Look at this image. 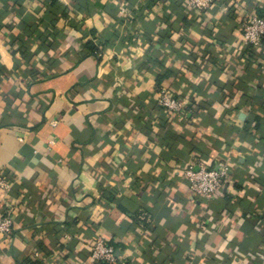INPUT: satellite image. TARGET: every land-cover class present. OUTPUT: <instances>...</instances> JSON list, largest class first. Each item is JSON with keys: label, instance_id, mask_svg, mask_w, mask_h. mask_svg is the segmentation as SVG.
<instances>
[{"label": "crops", "instance_id": "obj_1", "mask_svg": "<svg viewBox=\"0 0 264 264\" xmlns=\"http://www.w3.org/2000/svg\"><path fill=\"white\" fill-rule=\"evenodd\" d=\"M264 0H0V264H264ZM99 52L92 53L86 43ZM167 90L182 120L157 105ZM198 161L231 191L194 198Z\"/></svg>", "mask_w": 264, "mask_h": 264}, {"label": "built area", "instance_id": "obj_2", "mask_svg": "<svg viewBox=\"0 0 264 264\" xmlns=\"http://www.w3.org/2000/svg\"><path fill=\"white\" fill-rule=\"evenodd\" d=\"M188 7L193 11L207 10L212 0H186ZM264 41V17L257 13L246 15L242 23V42L252 50H259ZM157 105L168 116H176L184 120L190 113L187 110V101L176 97L167 90L158 91ZM229 168L226 163L216 161L213 167H206L198 161L189 163L183 170L182 179L187 184L189 192L194 198L209 200L213 197L227 196L232 187L228 178ZM0 188L8 191V184L0 179ZM14 226L13 217L9 213L0 216V237L9 235ZM115 247L96 235L90 250V258L98 263L114 264L117 260ZM237 264H248L244 260Z\"/></svg>", "mask_w": 264, "mask_h": 264}, {"label": "trees", "instance_id": "obj_3", "mask_svg": "<svg viewBox=\"0 0 264 264\" xmlns=\"http://www.w3.org/2000/svg\"><path fill=\"white\" fill-rule=\"evenodd\" d=\"M86 47L93 53H98L99 52V50L96 48V47H94L93 45H92V43H86ZM187 110H189L190 111V113L189 114H191V105H188L187 106ZM26 264H36V263H31V262H27Z\"/></svg>", "mask_w": 264, "mask_h": 264}]
</instances>
